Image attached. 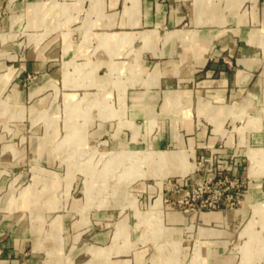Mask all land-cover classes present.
Wrapping results in <instances>:
<instances>
[{"label":"crops","instance_id":"crops-1","mask_svg":"<svg viewBox=\"0 0 264 264\" xmlns=\"http://www.w3.org/2000/svg\"><path fill=\"white\" fill-rule=\"evenodd\" d=\"M50 1L0 0V194L8 189L9 202L23 173L26 158L17 144L25 135L22 127H31L40 113L52 118L49 110L56 94L64 106L84 93L93 97L114 76L116 104L122 94L121 114L100 119L85 135H126V142L152 149H171L165 148L169 145L192 149L188 159L213 153L215 172L238 174L243 168L248 174L242 196L246 201L235 208H209L190 215L160 206L161 223L172 228L171 244L163 237L138 240L144 225L137 222L133 207L123 214L109 207L94 209L85 222L56 212L43 232L48 236L50 220L56 216L46 252L61 253L66 264L123 259L128 264H170L173 245L179 264H237L242 245L236 246L235 239L251 236L258 219L251 204L261 201L264 188L260 174L248 173L247 158L255 149L245 153L247 146L264 147V0H66L77 6L71 10L73 17L47 31L65 8L56 4L50 9ZM44 28L47 32L38 37ZM71 30L76 38L69 35ZM149 30L157 37L145 41ZM166 31L170 36L164 39ZM186 31H193V37ZM133 62L138 69L130 71ZM28 72L34 76L25 81ZM91 86L96 91L88 90ZM203 102L221 109L212 117ZM227 105L233 112L246 108L253 121L243 115L238 124L240 117L226 112ZM118 119L127 121L118 124ZM182 176L177 180L186 183L188 176ZM138 188H146L141 202L145 198L147 209L156 193L149 200L151 187L139 183ZM83 201L84 195L70 207L77 212ZM7 218L0 217V264H45L32 249L26 227ZM120 219L125 243L136 241L133 245L120 242V237L114 243L115 222ZM246 224L248 234L239 236ZM96 246L103 247L100 253L91 250ZM261 261L264 264V253Z\"/></svg>","mask_w":264,"mask_h":264},{"label":"rangeland","instance_id":"rangeland-1","mask_svg":"<svg viewBox=\"0 0 264 264\" xmlns=\"http://www.w3.org/2000/svg\"><path fill=\"white\" fill-rule=\"evenodd\" d=\"M49 4L50 9L56 4L59 6L64 4L65 8L63 12H59L60 15H57L52 20V25L50 24L49 29H46L47 31L62 25L65 21H69L73 17L71 10L73 8L77 10V6L66 0H52ZM78 14L81 16L83 11ZM58 16L62 21L57 19ZM30 21L29 19V23ZM57 22H59L58 25ZM45 28L38 34V37L45 33ZM186 32V36L190 35V37H193V31ZM69 35L73 38L77 37V33L75 31L72 32V30ZM169 36L167 31L162 35L164 39ZM152 37H157L155 30L147 31L143 39L148 41L152 40ZM261 38V44L264 46V36H261ZM112 67L116 68L117 66ZM128 68L130 71L138 69L134 62L130 63ZM28 74L29 76H27V73L24 75L25 81L34 76L32 72H28ZM113 77L106 80L103 83V90L93 97L84 93L75 99L72 98L68 102L66 101L64 106L62 97L60 94H56L53 100V108L49 110V114H53L52 118L43 117V113H40L38 116L33 117L31 127L28 125L22 127V133L25 135H21V141L17 144L23 148L26 161L21 168L23 170L22 175L15 181L14 185L16 188L11 189L12 196L9 202L7 199L8 189H5L4 193L0 194V217L7 216L6 221H16L17 224L20 223L26 227L32 249L37 252L42 261L44 260L45 264H66L62 262V257H59L61 253L55 251L46 252L45 250L46 245L51 242V238L48 236L55 234L56 216L50 220L48 236H44L43 232L48 227V218L56 212L67 214L69 218H78L81 222H85L87 215L94 209L109 207L112 211L123 214L131 211L130 208L133 207L137 222L144 225L142 229L144 232H140L138 240L143 241L145 239L163 237L168 244H171L170 242L174 241L169 240V233L172 228L161 223L162 209L160 208V206L165 205L162 200L164 195L163 188L162 192H160V188L163 187L167 177L170 180L178 181V177L186 175L189 181L190 179H197L202 175L210 174H215V176L225 174L228 177L230 175H241L245 179V189L249 185L250 177L243 168L238 174H229L225 171L215 172L213 167L215 162L213 161L216 156L213 153L208 157L203 153L197 155L194 159L189 157L193 161L192 163L188 159V154H192V149L175 148L170 145L165 148L171 149H152L148 145L136 143L132 140L126 142V135H121V137H119L120 135H106V133L93 137L85 135V132L89 128L94 127L95 123L100 119L113 115L120 116L121 114L122 94L118 93L116 104ZM88 90L96 91L94 86H91ZM204 104L209 107L211 116H214L221 109L220 105H210L207 102H203L202 105ZM225 108L226 112H231L233 115L240 117V121H237L238 124L241 123L243 115L246 116V121L249 122L251 119L253 121V116L245 113L250 111H247L246 108L244 111L242 106L235 112H233L231 105H227ZM23 114L25 113L23 112ZM124 121L127 120L118 119L117 122L119 124ZM215 126V128H218L217 124ZM224 126L227 127L228 124L225 122ZM43 129H48V132L43 134ZM63 131H65L64 136H61ZM229 132L235 134V130H230ZM16 137L17 135L14 136L15 140H17ZM58 138L59 140H57ZM119 139L121 142H119ZM252 149L255 150L247 158L248 173L250 176L260 174L257 176H260L263 184L264 153L259 151L264 152V147L247 146L245 153ZM233 155L236 156L238 154L236 152ZM231 159L232 156L229 161ZM242 161L244 162V160ZM186 163L188 165L187 170ZM178 168H180V172H176ZM139 183L151 187L147 191L151 194L149 200L156 193V197L151 201L147 209H145L147 207L145 198L144 202H141L146 188L139 189ZM83 195L84 201L76 209L77 212H75L70 205L71 203H80ZM255 202L258 204H251V211H253L254 215H258V219L252 225L251 236L243 239L237 237L235 239L236 246L242 245L238 249L240 255L237 264H262L261 258L264 253V188L261 201ZM239 205H241V202L233 206H220L217 208L230 209ZM171 208L182 210L177 205ZM251 211L250 214L252 213ZM186 212L187 215L191 214L189 210ZM125 231L123 219L116 221L112 235L114 243L117 237H120V242L122 243L128 240L127 235L124 234ZM59 232L61 236V228ZM165 234L168 236H165ZM239 236L241 235L239 234ZM38 239L40 241L35 243ZM135 242L131 241L125 244L129 246ZM157 244L156 246H158ZM147 245L150 247L149 242ZM50 246H53V244ZM171 246L173 248L169 250L170 255H172L170 264H179L177 250H174L173 245ZM243 246L245 250L242 252ZM160 247L161 245H159ZM102 248L96 246L91 250L94 253H100ZM150 248L152 249V247ZM83 256L85 254L80 255L81 259ZM153 257H156V255L152 254L151 258ZM110 264H128V259L119 260V262L113 261Z\"/></svg>","mask_w":264,"mask_h":264},{"label":"built area","instance_id":"built-area-1","mask_svg":"<svg viewBox=\"0 0 264 264\" xmlns=\"http://www.w3.org/2000/svg\"><path fill=\"white\" fill-rule=\"evenodd\" d=\"M245 187V179L241 175H202L186 183L167 177L162 187V200L169 207L177 205L183 211L195 213L203 209L240 203Z\"/></svg>","mask_w":264,"mask_h":264},{"label":"bare ground","instance_id":"bare-ground-1","mask_svg":"<svg viewBox=\"0 0 264 264\" xmlns=\"http://www.w3.org/2000/svg\"><path fill=\"white\" fill-rule=\"evenodd\" d=\"M184 35V34H183ZM180 36V35H179ZM241 204H243L244 203V199H243V197L241 198ZM248 224H246L244 227H243V229L240 231V235H247L248 234ZM241 250V249H240ZM242 252L244 251V248H242V250H241ZM244 257V256H243Z\"/></svg>","mask_w":264,"mask_h":264}]
</instances>
